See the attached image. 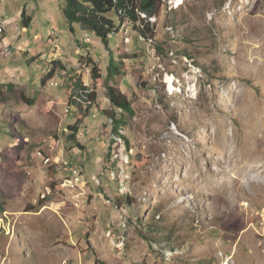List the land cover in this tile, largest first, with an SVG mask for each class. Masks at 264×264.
Masks as SVG:
<instances>
[{"label": "rangeland", "instance_id": "obj_1", "mask_svg": "<svg viewBox=\"0 0 264 264\" xmlns=\"http://www.w3.org/2000/svg\"><path fill=\"white\" fill-rule=\"evenodd\" d=\"M173 1L109 50L64 17L0 21V264H264V0ZM110 53L121 139L105 88L66 100Z\"/></svg>", "mask_w": 264, "mask_h": 264}, {"label": "trees", "instance_id": "obj_2", "mask_svg": "<svg viewBox=\"0 0 264 264\" xmlns=\"http://www.w3.org/2000/svg\"><path fill=\"white\" fill-rule=\"evenodd\" d=\"M64 3L63 16L66 22V29L71 33H75L76 30L86 31L93 33L103 45L109 50V39L107 35L111 32L117 34L120 23L124 18L129 19L132 24H137L134 27L142 36L146 39V31L152 32V23L149 18L157 16L159 10V4L161 0H62ZM136 9L143 12L146 17H138ZM22 13V24L24 28L30 26V17H24ZM151 36V33L150 35ZM50 71L46 75V78H51L55 73L60 76L66 75V67L61 61H50ZM90 67L91 84L85 85L81 78L77 75L76 79L72 82L70 93L67 95L66 100L70 105L81 109L83 104L90 105L87 107L89 110L92 105L96 104L97 95L96 91L99 87H103L106 90V94L109 103L112 106V112L110 114V120L112 122V134L121 139L120 133L123 126L126 124L127 117L134 116V110L131 107L127 98L110 82L120 74L121 67L119 63L115 61L110 53L109 64L106 69V74L103 76L97 63L88 58L87 62ZM122 64V63H121ZM71 73V71H70ZM71 78H73L71 76ZM44 82V80H42ZM78 98V100H76ZM118 110V111H115ZM85 116V115H83ZM75 122L69 125L68 130L70 142H78L77 134L81 123L84 118L82 115H75ZM3 130V128H0Z\"/></svg>", "mask_w": 264, "mask_h": 264}, {"label": "crops", "instance_id": "obj_3", "mask_svg": "<svg viewBox=\"0 0 264 264\" xmlns=\"http://www.w3.org/2000/svg\"><path fill=\"white\" fill-rule=\"evenodd\" d=\"M63 7L62 0H28L27 2L26 0H21V2L11 0L9 3L8 0H0V18L2 19L0 21L5 23L3 19H6V17H22V13H26V17H30V20L32 18L30 26L37 19L36 17H41L40 19L47 22L54 19V17H58V19L56 18L57 21L59 17H64ZM28 28H24V30ZM64 37L66 38V36Z\"/></svg>", "mask_w": 264, "mask_h": 264}, {"label": "built area", "instance_id": "obj_4", "mask_svg": "<svg viewBox=\"0 0 264 264\" xmlns=\"http://www.w3.org/2000/svg\"><path fill=\"white\" fill-rule=\"evenodd\" d=\"M136 14H137L138 17L145 18V14H139V10H138V9H136ZM0 19H1V18H0ZM2 30H3V28H0V33L2 32ZM113 35H115V33H113V32L109 33V34L107 35L108 39L112 38ZM88 37H89V32H86V33L83 34V36H82V37L80 38V40H78V41L80 42V44L85 43V41L88 40ZM45 56H46V55H45ZM45 56H43L42 59H45ZM47 160H49V159H47ZM73 175H74L76 181H78L80 176L78 175V173H77L76 170L73 171Z\"/></svg>", "mask_w": 264, "mask_h": 264}, {"label": "bare ground", "instance_id": "obj_5", "mask_svg": "<svg viewBox=\"0 0 264 264\" xmlns=\"http://www.w3.org/2000/svg\"><path fill=\"white\" fill-rule=\"evenodd\" d=\"M176 5L180 4L181 3V0H175L173 1ZM139 14H144L143 12L139 11ZM146 17V15H145ZM114 33V32H113Z\"/></svg>", "mask_w": 264, "mask_h": 264}, {"label": "water", "instance_id": "obj_6", "mask_svg": "<svg viewBox=\"0 0 264 264\" xmlns=\"http://www.w3.org/2000/svg\"><path fill=\"white\" fill-rule=\"evenodd\" d=\"M143 85V84H142Z\"/></svg>", "mask_w": 264, "mask_h": 264}]
</instances>
